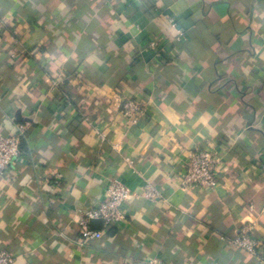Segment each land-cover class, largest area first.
<instances>
[{
	"label": "crops",
	"instance_id": "crops-1",
	"mask_svg": "<svg viewBox=\"0 0 264 264\" xmlns=\"http://www.w3.org/2000/svg\"><path fill=\"white\" fill-rule=\"evenodd\" d=\"M19 123L0 177L13 264H264V0H0V135ZM201 149L217 187L181 188ZM112 179L160 197L123 201V220L79 244L80 210ZM246 225L253 253L233 243Z\"/></svg>",
	"mask_w": 264,
	"mask_h": 264
},
{
	"label": "built area",
	"instance_id": "built-area-1",
	"mask_svg": "<svg viewBox=\"0 0 264 264\" xmlns=\"http://www.w3.org/2000/svg\"><path fill=\"white\" fill-rule=\"evenodd\" d=\"M164 17L172 28L176 31L175 40L185 41L186 36L179 28L175 19L168 14ZM155 41L150 42V47H155ZM160 55V54H158ZM121 113L131 122L137 123L145 114L144 107L132 99H127L121 105ZM26 123L16 125L15 132L9 135H0V177L14 164L19 152V145L24 136ZM219 157L211 149L195 150L190 153L184 171L179 175L178 183L181 188H201L215 190L217 187V170ZM142 195L151 200L159 199V191L149 182L141 187L140 191H133L117 179H112L105 189L104 199L97 205L80 210L77 219L79 236L77 242L82 244L86 241L98 240L106 229L121 220L123 214L120 205L123 201L135 196ZM100 219L101 229H92L89 225L90 220ZM251 226L246 225L239 229L237 237L233 243L240 249L247 252H255L259 245V240L253 235ZM14 256L6 250H0V264H13ZM135 264H160L155 259L138 260Z\"/></svg>",
	"mask_w": 264,
	"mask_h": 264
},
{
	"label": "water",
	"instance_id": "water-1",
	"mask_svg": "<svg viewBox=\"0 0 264 264\" xmlns=\"http://www.w3.org/2000/svg\"><path fill=\"white\" fill-rule=\"evenodd\" d=\"M89 225L92 229H101L102 221L100 219H92L90 220Z\"/></svg>",
	"mask_w": 264,
	"mask_h": 264
}]
</instances>
